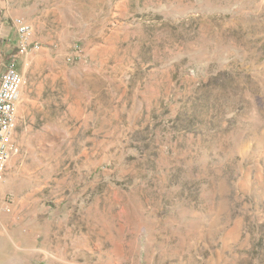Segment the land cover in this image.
I'll return each mask as SVG.
<instances>
[{"label": "rangeland", "instance_id": "374dc122", "mask_svg": "<svg viewBox=\"0 0 264 264\" xmlns=\"http://www.w3.org/2000/svg\"><path fill=\"white\" fill-rule=\"evenodd\" d=\"M19 18L0 264H264V0H0Z\"/></svg>", "mask_w": 264, "mask_h": 264}, {"label": "built area", "instance_id": "2783aa9c", "mask_svg": "<svg viewBox=\"0 0 264 264\" xmlns=\"http://www.w3.org/2000/svg\"><path fill=\"white\" fill-rule=\"evenodd\" d=\"M19 50L28 55L32 50H40L38 41H31L32 29L23 19L15 21ZM14 58L7 70L3 73L0 81V181L5 177L8 164L12 155L18 153L19 148L13 141V134L17 125V106L21 99L24 86V75ZM26 62V61H25ZM28 65L27 62L24 64ZM8 213L11 208L6 209Z\"/></svg>", "mask_w": 264, "mask_h": 264}, {"label": "crops", "instance_id": "0c3cea01", "mask_svg": "<svg viewBox=\"0 0 264 264\" xmlns=\"http://www.w3.org/2000/svg\"><path fill=\"white\" fill-rule=\"evenodd\" d=\"M14 58L19 60L17 65H20L28 60L29 54L24 55L19 51V42L13 32V25L5 24L0 27V81Z\"/></svg>", "mask_w": 264, "mask_h": 264}]
</instances>
